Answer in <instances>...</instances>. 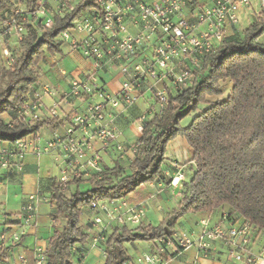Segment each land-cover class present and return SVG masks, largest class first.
<instances>
[{
	"label": "trees",
	"instance_id": "trees-1",
	"mask_svg": "<svg viewBox=\"0 0 264 264\" xmlns=\"http://www.w3.org/2000/svg\"><path fill=\"white\" fill-rule=\"evenodd\" d=\"M25 1L29 10L14 14L16 2L0 0V25L8 23L5 30L0 29V36L18 33L19 43L18 55L6 46L9 55H5V49L3 58L0 56V142L11 144L37 133L46 124L42 119L32 123L19 115L29 103L40 64L47 56L62 52L66 43L63 33L73 29L75 18L99 7L95 0H79L71 11L52 6L50 0ZM45 1L48 17H38L35 11ZM51 7H55L52 14ZM49 17L53 22L48 26ZM225 36L202 59L194 84L174 93L167 91L168 107L144 122L129 172L116 162L87 180L80 176L57 183L52 217L55 225L61 219L66 225L55 231L45 250L47 264H73L76 249L90 236L82 223L84 208L98 201L122 200L143 184L165 180L162 165L166 149L179 135L186 137L194 151L192 162L196 165L190 181L184 183L179 205L158 226L116 227L105 244V264H126L130 260L125 243H164L187 213L228 208V220L243 218L259 234L264 233V8L243 31L236 29ZM225 82L231 83L229 96L212 102L211 97L223 95ZM197 110L191 124L182 126L180 121ZM6 113L12 121L2 118ZM85 181L92 188L83 191L80 185ZM73 184L77 189L69 194ZM6 253L0 250V260Z\"/></svg>",
	"mask_w": 264,
	"mask_h": 264
},
{
	"label": "built area",
	"instance_id": "built-area-1",
	"mask_svg": "<svg viewBox=\"0 0 264 264\" xmlns=\"http://www.w3.org/2000/svg\"><path fill=\"white\" fill-rule=\"evenodd\" d=\"M52 1L63 8L73 0ZM95 1L99 7H93L75 18L73 29L63 33V40L69 44L72 51H80L82 55L93 59L95 71L85 79L71 83L66 96L72 100L79 99L83 106L73 115L66 134L51 139L45 148V151L49 152L56 148L64 151L65 166L61 169L59 180L62 183L80 176L90 177L103 171L100 154L93 152L91 157L87 155L94 142L100 143L104 148L115 145L119 151L124 149L123 144L118 141L121 132L115 125L112 109L133 106L140 98L137 90L146 85L147 81H168L174 90L190 87L197 79L195 70H201L203 66L204 56L213 52L223 42L231 26L240 23V13L244 7L254 9L253 2H256L257 6L264 8V0H210L211 5L202 6L201 0ZM76 3L70 6V11ZM192 6L200 8L196 23L187 16V7ZM261 9L256 11V16H259ZM35 14L38 17L48 15L46 1L40 3ZM52 22V18L48 19L47 25ZM203 24H206L207 28L200 30ZM18 29L22 30L21 27ZM71 31H76L81 37L73 36ZM148 49L150 54L146 53ZM4 53L9 55L7 49ZM182 59L190 60L188 68L186 65L177 68ZM105 66L119 68L125 77L117 93L110 92L100 83L98 72ZM149 89L153 90L161 111L168 107L169 95L166 88H156V85L151 83ZM43 91L45 95L55 93L49 85L45 86ZM95 97L98 99L95 100ZM27 106L30 110L36 109L29 121L35 123L41 120L38 110L45 107L42 100ZM52 113L56 114L54 110ZM138 120L142 130L147 116L142 115ZM77 128L80 129L81 135L76 136ZM137 146L138 143L135 144V152ZM28 147L27 138L16 141L13 148L0 144L1 166L8 169L17 158L20 162L16 167L22 170ZM42 152L38 149V153ZM40 198H43L40 193L29 196L30 203L23 209L26 223L35 218ZM115 201H98L90 208L99 214L105 213L109 221H116L121 225H124L126 219L135 224L141 222L145 215L141 204L127 208L130 215L125 218L122 209L126 203ZM221 221L213 224L210 220L203 219L200 221L199 231L192 232L191 235L185 232L174 233L164 244L179 249L197 246L207 252L212 242L214 245L219 241L229 247L230 256L238 263L264 264V247L259 251L253 248L262 233L259 234L253 225L240 217L228 220L226 214ZM102 222L103 217L97 215L95 220L90 222L88 231L91 232L92 227ZM13 240L19 241L20 235L14 233ZM161 250L165 251L164 248ZM35 256V264H47L48 257L43 248L36 249ZM143 259L152 264L159 261L149 254H145Z\"/></svg>",
	"mask_w": 264,
	"mask_h": 264
},
{
	"label": "crops",
	"instance_id": "crops-1",
	"mask_svg": "<svg viewBox=\"0 0 264 264\" xmlns=\"http://www.w3.org/2000/svg\"><path fill=\"white\" fill-rule=\"evenodd\" d=\"M201 3V6L212 4L210 0H201ZM253 7L254 9L244 7L240 13V23L236 26H231L228 29V33L236 29L239 30V26L246 20L250 22L249 25L253 22L257 11L256 2H253ZM199 12L200 8L196 6L187 7V16L194 23H196V17ZM206 28V24L200 26V30ZM72 35L81 37L76 31L72 32ZM5 49L6 46L3 47L1 45V58H3ZM146 53L150 54V49L146 50ZM70 54L74 57V61L77 62L75 67H71L70 63H67L71 67L69 69L63 66L60 67V62L57 59L51 60L49 58L51 56H47V59L37 69L38 78L31 88L28 100L29 103L39 101V99L42 100L45 107L38 110V113L46 124L41 127L40 131L27 137L29 147L23 160L22 170H18L16 167L17 163L20 162L17 158L13 160L12 165L8 169L3 168L0 163V250H7L6 256L0 260V264H35V250L39 247L46 250L55 234V229L58 228L54 224L52 212L55 210V198L58 194L57 183L62 175L61 169L65 166L66 156L61 148L50 150V152L45 151V148L51 139L62 137L66 134L67 129L71 126L73 115L77 109L83 106V102L79 99L72 100L66 96L71 88V83L76 80H83L91 72L95 71L92 58H87L76 51H70ZM54 56L56 57V55ZM183 60H180L182 62L177 68L183 65H190V60ZM98 75L100 83L112 93L119 91L125 78L119 68L110 66H105L103 70L98 72ZM151 83H154L156 88L164 87L168 92H175L168 81H147L146 85L139 87L137 90L140 97L146 98L148 91L153 92V90L149 89ZM48 85L53 88L54 95L44 94V87ZM27 105L24 106L19 115L21 114L30 119L36 109L30 110ZM143 107L142 103H135L130 107L120 106V108L111 110L115 115V125L122 129H119L121 132L119 140L120 142L123 141L124 149L119 151L115 145L104 148L100 143L94 142L93 148L88 151L87 155L91 157L93 152L100 154L102 169L113 167L116 162H119L121 167L126 168L128 172L130 171L128 167L136 158L134 145L141 134V130L138 128L140 126L138 118L143 115ZM58 108H61L60 112H58ZM53 110L56 114L52 113ZM154 111L151 108L149 113ZM146 116L147 119L150 118V116ZM2 118L8 122L12 121V116L8 113L3 114ZM78 135H81V131L77 128L76 136ZM0 144L4 147H14V144L8 142H0ZM38 149L43 152L38 153ZM114 150L119 155L117 159L113 158L112 151ZM167 150L166 160L162 165L165 180H156L155 182L143 184L137 190L129 193L127 197L115 201L120 204L126 203V206L122 209V212L125 213V218L130 215L127 208L136 207L139 204L144 208L145 215L140 223L135 224L126 219L124 225H127L130 229H137L141 224L158 226L164 220L166 214L176 208L183 198L184 183L189 182L186 171L191 168L193 175L196 168V165L192 162L194 151L190 150L188 142L181 137L172 140ZM125 164H128V166H125ZM82 178L85 180L89 179V177ZM80 186H86L88 189L92 188L91 183L87 181L81 183ZM38 193L43 198H40L37 202L35 218L26 223V214L23 211L24 206L30 203V195ZM86 209L89 211L90 207L84 208V210ZM228 212V208H223L212 212L195 213L199 215L197 224L203 219L212 222L211 219L213 217L218 218L220 223ZM84 215L85 212L82 215V223L85 226ZM177 223L175 233H181L179 221ZM124 225L118 224L116 221H109L108 216L104 213L103 222L98 225V230L92 233L87 230L90 234L88 241L76 249L73 264H105L107 238L116 227ZM14 233L20 235L19 241L13 240ZM258 240L253 245V248L259 251L264 247V242H258ZM162 248L165 251H162ZM125 251L130 256V260L126 264H152L143 259L145 254L155 256L157 261L159 260L154 264H234L235 261L230 256L229 247L219 241L214 245L212 242L210 250L207 252L200 250L197 246L189 249H179L167 246L160 241L151 242L144 240L125 243Z\"/></svg>",
	"mask_w": 264,
	"mask_h": 264
},
{
	"label": "rangeland",
	"instance_id": "rangeland-1",
	"mask_svg": "<svg viewBox=\"0 0 264 264\" xmlns=\"http://www.w3.org/2000/svg\"><path fill=\"white\" fill-rule=\"evenodd\" d=\"M15 2H16V5H17V7H16V9L17 10H15V13L14 14H16L17 13V11L19 12V13H22V12H27L29 9V7L27 6V3H26V1L25 0H14ZM50 2H53V3H51V5L53 6H55V4H57V3H55V1H50ZM76 3V2H78L77 0H73V1H71V3L69 4V5H65V6H63V8L62 9H66L67 11H70V6L71 5H73L74 3ZM40 5V4H39ZM39 5H38V7H39ZM38 7H37V9H38ZM256 9H257V11L259 12V10L261 9L260 8V6H257L256 7ZM49 11H51V14L53 13V12H55V7L53 8V7H51L50 8V10ZM36 12V11H35ZM46 17H48V16H46ZM255 18V17H254ZM49 19H50V17H49ZM249 21L248 20H246L244 23H242L240 26H239V30L240 31H243L246 27H248L249 26ZM7 25H8V23L7 22H4L3 24H1L0 25V29L1 30H5L6 29V27H7ZM46 25H47V23H46ZM10 29V28H9ZM14 30V29H13ZM7 31V30H6ZM18 31L20 32V30L18 29ZM9 34V36L6 38V36L5 35H3V36H1V41H0V44L4 47V46H8V47H10L11 49H12V51L14 52V54L15 55H18V53H19V49H18V45H19V43H18V40H17V36H18V33L17 34H11L10 32H8ZM1 45H0V54H1ZM70 51H72L71 50V48H70V46H69V44L66 42L65 44H64V46H63V55H62V53L61 54H56V57L54 56V55H52L51 57H49V58H51V60H53V59H57L60 63V67L61 66H63V67H65V68H71V67H75L76 65H77V62L76 61H74V57L70 54ZM76 52H78V53H80V51H77V50H75ZM75 51H72V52H75ZM67 63H70V66H68L67 65ZM74 65V66H73ZM187 68H188V66H186ZM190 68V67H189ZM196 71V73L197 72H199V69H196L195 70ZM85 79V78H84ZM223 88H224V92H223V95H221V96H219V97H211L210 99H211V101L213 102V101H216V100H220V99H226L228 96H229V94H230V91H231V83L230 82H225L224 84H223ZM96 99H98V98H96L95 97V100ZM136 103H142V105L144 106L143 107V111H142V113H143V115H148V116H150V118H152L153 116H154V114L157 112V113H159V112H161V110H160V105H159V103H158V100H157V98L154 96V93L153 92H151V91H148V94H147V97L146 98H142V96L136 101ZM151 108H153V110H155L154 112H152V113H149V110L151 109ZM205 109V105H203L202 106V109ZM61 111V108H58V112H60ZM200 110H197V111H193V112H191V114L190 115H188V116H186V117H184L181 121H180V123H181V125L182 126H187V125H189V124H191V122H192V119H193V117L199 112ZM150 114V115H149ZM139 128V127H138ZM119 129H121V128H119ZM122 130V129H121ZM140 130V129H139ZM62 136V135H61ZM121 136V135H120ZM120 136H119V138H120ZM178 137H181L182 139H185V141H187V139H186V137H184V136H181V135H179ZM119 138H118V141H119V143L121 144L122 142H120V140H119ZM168 146H169V144H168ZM168 146H167V148H168ZM190 150L191 151H193L192 150V148L190 147ZM167 152H168V150L166 149V155H167ZM112 154H113V158L114 159H117L118 158V153L116 152V150H114V151H112ZM125 166H128V164H125ZM56 169L58 170V168L56 167ZM187 180H189L190 181V178H191V176H192V169L191 168H188L187 169ZM76 189H77V186L76 185H72L71 186V188H70V191H69V194L71 193V192H74V191H76ZM80 189L81 190H87L88 189V187H86V186H83V187H81L80 186ZM51 201H52V199H51ZM110 201V200H109ZM108 201V202H109ZM83 212H85V215H84V219H85V226H86V230H88V228H89V223L90 222H93L94 220H95V218H96V216L97 215H100L101 217H104V214L103 213H101V214H99V213H97L96 212V210H93V209H89V211H87V209L86 210H83ZM197 218H199V215H197V214H192V213H187V214H185L184 216H182L181 217V219H179V229H181V231L182 232H185V233H187V234H189V235H191V233L192 232H196L197 230H199L200 229V227H201V222L199 223V224H197ZM212 220V222H213V224H216V223H219V220H218V218H212L211 219ZM65 224H66V221L64 220V219H61L60 220V222L59 223H57L56 224V226L58 227V228H56L55 230H57V229H59V230H62L63 229V226H65ZM98 228V225H96V226H94V227H92V231L90 232V233H92V232H96V230H98L97 229ZM259 241H263L264 242V233L260 236V238H259V240H258V242ZM128 247H130V246H128ZM234 264H241V263H238L237 261H234Z\"/></svg>",
	"mask_w": 264,
	"mask_h": 264
}]
</instances>
